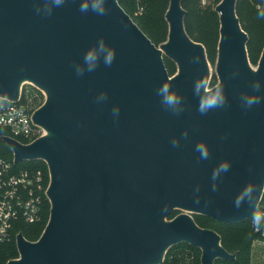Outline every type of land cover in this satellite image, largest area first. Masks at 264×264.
Masks as SVG:
<instances>
[{
  "label": "water",
  "instance_id": "obj_1",
  "mask_svg": "<svg viewBox=\"0 0 264 264\" xmlns=\"http://www.w3.org/2000/svg\"><path fill=\"white\" fill-rule=\"evenodd\" d=\"M234 3L215 6L218 81L210 87L205 50L186 33L179 0H169L161 48L117 0H105L103 15L81 12L79 0H65L50 15L37 13L40 0H0V98L15 101L24 81L45 93L32 112L44 133L28 143L1 138L14 162L46 163L50 203L41 235L30 241L18 231L19 257L5 264H159L180 242L201 251L200 264L234 257L192 215L168 219L184 209L236 223L256 210L262 193L264 100L245 108L241 96L264 95V47L252 69ZM101 42L115 58L89 72L84 54ZM162 50L177 64L172 76ZM77 64L83 75H76ZM256 81L258 90L251 87ZM163 83L179 97L174 108L159 91ZM100 91L107 98L97 103ZM216 91L223 106L201 114V100ZM197 144L208 149L206 159ZM225 159L231 166L213 179ZM248 181L256 186L254 198L237 208L233 201Z\"/></svg>",
  "mask_w": 264,
  "mask_h": 264
},
{
  "label": "trees",
  "instance_id": "obj_2",
  "mask_svg": "<svg viewBox=\"0 0 264 264\" xmlns=\"http://www.w3.org/2000/svg\"><path fill=\"white\" fill-rule=\"evenodd\" d=\"M220 0H212L211 6L201 7L200 0H179L180 6L184 9L183 25L188 36L202 42L205 47L207 59L213 63L217 56L218 42V14L214 10ZM123 10L132 18L137 26L156 44L158 35L155 32L157 27L162 28V33L166 38L167 23L164 19L165 11L168 7L169 0H117ZM246 2L247 4H258L259 11L264 10V0H235V12L239 13V6ZM143 9L140 15L132 16V11L136 6ZM258 11V12H259ZM241 27L247 32L248 36L245 42L249 62L256 63L264 47V17L257 14L258 21L254 24L244 23L241 16L238 15ZM216 83L214 77L210 78L208 85L212 87ZM8 130L0 127V155L10 159L12 152L9 146L1 138L2 134H7ZM23 168L29 170H40L41 182L46 185L47 168L43 160H23L18 163ZM175 210L170 212L171 215ZM49 214V201L44 194H41V217L39 221L32 223L19 222L13 230V236L9 241L0 242V264L17 255L15 243V233L20 231L27 239H36L41 228L47 220ZM195 223L202 228L214 230L220 237L221 246L229 253H234L233 258H216L214 264H249L250 246L252 240L261 237L260 232L254 230L251 224L252 216L236 222L221 223L201 214L192 213ZM184 243V242H183ZM192 249H197L185 243ZM164 262L167 264H200V258L197 253L185 250L165 253Z\"/></svg>",
  "mask_w": 264,
  "mask_h": 264
},
{
  "label": "built area",
  "instance_id": "obj_3",
  "mask_svg": "<svg viewBox=\"0 0 264 264\" xmlns=\"http://www.w3.org/2000/svg\"><path fill=\"white\" fill-rule=\"evenodd\" d=\"M200 2L204 4L208 0ZM30 99L27 88L22 87L15 101L0 98V127L8 130L7 134L1 136L7 135L28 143L44 133V129L32 119ZM18 163L13 161V157L8 159L0 155V242L12 238L14 227L19 222L32 223L40 218L41 172L23 168ZM257 210L264 211V185L255 211ZM254 230L260 232L261 237L252 240L251 255L255 247L264 249V226L260 230ZM262 260L264 264V253ZM159 264H166L164 258Z\"/></svg>",
  "mask_w": 264,
  "mask_h": 264
},
{
  "label": "clouds",
  "instance_id": "obj_4",
  "mask_svg": "<svg viewBox=\"0 0 264 264\" xmlns=\"http://www.w3.org/2000/svg\"><path fill=\"white\" fill-rule=\"evenodd\" d=\"M42 5L41 8L37 9V13H42L43 15H50L54 8L61 6L65 3V0H40ZM79 9L81 12H87L89 9L92 10L97 15H103L106 11L105 0H79ZM259 16L264 17V10L258 12ZM115 58V51L111 47L105 46L103 42L99 43L97 46L90 47L84 54V64L87 66V71H92L96 68L99 62L104 63V65L109 66L112 64ZM85 68L80 64L76 65L75 72L77 76L83 75ZM252 89L258 90L261 87L259 81L253 82L251 85ZM159 91L163 94L164 102L170 106L175 107L179 103V97L176 95L175 91L172 90L170 83H163L160 85ZM107 98L106 91H100L97 93L95 99L97 103H102ZM243 107L250 108L254 104L261 103L264 100V95H243L241 96ZM225 102V97L219 92H213L203 97L200 102L198 110L201 114L207 111L223 106ZM112 116L118 118L120 114V108L114 105L111 109ZM173 147L178 145L177 140L173 139L171 141ZM196 150L200 154L201 159H206L208 156V149L202 145L197 144ZM231 166L230 160H222L216 168L213 170V179H215L220 173L227 172ZM215 189V185H213ZM256 192V186L251 181L244 184L240 193L237 195L236 199L233 201L235 207L239 208L243 203L251 202L254 198ZM252 224L255 229L260 230L264 226V211L257 210L252 213Z\"/></svg>",
  "mask_w": 264,
  "mask_h": 264
},
{
  "label": "rangeland",
  "instance_id": "obj_5",
  "mask_svg": "<svg viewBox=\"0 0 264 264\" xmlns=\"http://www.w3.org/2000/svg\"><path fill=\"white\" fill-rule=\"evenodd\" d=\"M211 4H212V0H208V2H206L204 4H201V7L205 8L207 6H211ZM215 6H213V8L218 14V25H219V12L216 10ZM258 9H259V5L257 3L256 4H247L246 2H243V4H241L239 6V13L235 12V14H236L238 19H239L238 15H240L241 19L243 20L244 23L246 22L247 24H254V23H256L258 21V18H257V14H258V11H259ZM142 11H143V9L137 5L132 11V16H134V17L138 16V15L141 14ZM164 19L166 21L165 14H164ZM166 23H167V21H166ZM167 30H168V24H167ZM243 31L248 36L247 32L244 29H243ZM155 32L158 35V41H157V43L155 45L157 47L161 48L162 45L164 43H166V41H167V34H166V38H165L163 33H162V28L160 26L155 29ZM200 43L203 45V48L205 50L204 44L202 42H200ZM205 57H206V53H205ZM162 58H163L164 64H165V66L167 68V71H168L169 75L170 76L174 75L177 72V70H178L176 62L170 56H168L167 53L164 52L163 50H162ZM206 64H207V70H208V81L210 80V78L214 77V79L217 82L218 81V76H217V72H216V61L211 63L206 57ZM249 65L251 66L252 69H255L256 66H257V62L256 63L249 62ZM21 87L23 89L27 88L29 97L31 98L30 101H29V105H30V108L33 111L35 109H37L44 102L45 93H44V91L41 88L36 87L35 85L31 84L28 81L23 82L21 84ZM46 168H47V166H46ZM48 183H49V173H48V169H47V182H46V185L45 184L43 185V182L41 183L42 184V186H41L42 188H41V191H40V193L44 194L46 197H47V195H46L45 190L47 188ZM49 205H50V203H49ZM182 213H186V214L192 215V213L187 211V210L175 209V211L171 215L168 216V219H171V218L175 217L176 215L182 214ZM40 217H41V211H40ZM39 219L37 221H39ZM47 220H48V217H47ZM47 220L44 223V226L41 228L37 238L41 235V233H42V231H43V229H44V227H45V225L47 223ZM36 239L30 240V241H34ZM182 248H185V250H187V251H191L193 253L194 252L197 253L199 255V258H200L201 251L198 248L197 249H192V248L188 247L183 242L174 244V245L170 246L168 249H169V252H173V251H180ZM166 251H165V253H166ZM165 253L163 255V258H165L164 256H166ZM263 253H264V249H260L258 247H255V248L252 249V255H251V246H250V262H249V264H263V260H262ZM17 257H19L18 250H17V255L15 257H13L12 259L17 258ZM213 264H214V262H213Z\"/></svg>",
  "mask_w": 264,
  "mask_h": 264
},
{
  "label": "bare ground",
  "instance_id": "obj_6",
  "mask_svg": "<svg viewBox=\"0 0 264 264\" xmlns=\"http://www.w3.org/2000/svg\"><path fill=\"white\" fill-rule=\"evenodd\" d=\"M25 82V81H24Z\"/></svg>",
  "mask_w": 264,
  "mask_h": 264
}]
</instances>
